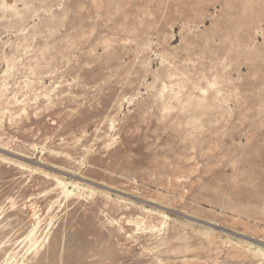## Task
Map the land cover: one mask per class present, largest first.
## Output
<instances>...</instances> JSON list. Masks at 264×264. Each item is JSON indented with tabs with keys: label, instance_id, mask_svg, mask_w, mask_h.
I'll return each instance as SVG.
<instances>
[{
	"label": "rangeland",
	"instance_id": "374dc122",
	"mask_svg": "<svg viewBox=\"0 0 264 264\" xmlns=\"http://www.w3.org/2000/svg\"><path fill=\"white\" fill-rule=\"evenodd\" d=\"M0 264H264V0H0Z\"/></svg>",
	"mask_w": 264,
	"mask_h": 264
}]
</instances>
